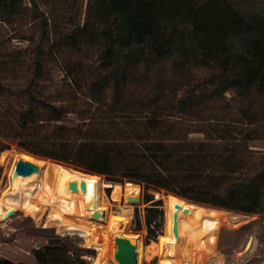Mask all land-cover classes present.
Here are the masks:
<instances>
[{"label": "trees", "instance_id": "1", "mask_svg": "<svg viewBox=\"0 0 264 264\" xmlns=\"http://www.w3.org/2000/svg\"><path fill=\"white\" fill-rule=\"evenodd\" d=\"M23 3L0 0V19L10 22L22 15ZM64 41L74 51L83 42L99 47L84 92L93 103L109 99L111 112L123 113L125 125L56 124L47 130L68 111L37 92L44 71L37 48L24 87L0 84V97L21 98L24 104L18 110L0 108V154L16 142L34 156L69 163L96 178L103 175L113 183V200L119 184L138 183L146 204V242L161 237L165 215L162 200L151 190L212 208L264 214V162L235 177L243 167L238 144L219 145L216 140L223 137L201 129L179 136L166 121L220 102L230 91L242 102V119L255 122V111L264 107V0H90L83 23L65 33ZM199 70L207 76L195 82ZM133 88L147 98L131 101ZM191 132L203 133L205 140L184 141ZM129 212L122 213L123 226ZM137 222L133 217L134 230L141 229ZM170 252L165 264H172ZM93 253L57 236L33 250L38 264H90L87 256Z\"/></svg>", "mask_w": 264, "mask_h": 264}, {"label": "rangeland", "instance_id": "2", "mask_svg": "<svg viewBox=\"0 0 264 264\" xmlns=\"http://www.w3.org/2000/svg\"><path fill=\"white\" fill-rule=\"evenodd\" d=\"M34 3L33 6L28 0H24L23 14L13 21L7 22L0 19V84L24 87L31 76L33 57L37 53V48H40L38 50H40L39 55L42 58L44 71L42 79L37 85V92L50 103L68 111L60 121L46 126L47 130L56 124L82 128H86L88 125L103 128L125 125L126 118L120 117L123 116V113L113 112V110L111 112L109 99L101 103H93L85 95L84 82L97 63L99 47L83 42L80 50L74 51L64 41L65 33L83 23L90 0H34ZM206 76V71L195 72V82L201 81ZM171 93L170 91L169 98L172 96ZM129 97L136 104L147 98L137 88H133ZM0 98L1 109L18 110L24 106L21 98L15 99L6 96ZM241 105L242 102L229 91L220 102L202 105L197 108L196 113L175 114L176 116H171L169 119L167 116L166 121L170 120L167 122L171 123L179 136L180 134L183 136L186 131L201 129L210 137L216 139L223 137L216 140L219 145L232 147L238 144L239 161L243 167L234 176L240 177L254 172L264 162V107L260 106L255 111V122L248 123L240 115ZM164 112L166 113V111ZM113 116L120 118L113 120ZM134 117L135 113L131 114V118ZM204 140L203 133L191 132L184 141L199 142ZM22 155H29L37 160L49 161L75 170L80 181L85 180L86 182V190L82 191L79 187V194L84 197H92L94 205L92 210L102 211L103 206L107 207L102 212L103 219L101 220H95L96 217L79 220L91 230L93 229L95 241L102 237L98 240L101 243L96 242L106 248V264H116L114 257L110 255L112 250L108 245L110 240H107L112 235L134 239L136 243L140 242L139 258H137L136 252L137 259L134 264H165V253L170 249H172L170 256L173 260L175 237L172 233V212L175 200L180 198L168 197L170 193L160 190L165 195L161 199L165 214L162 235L159 239L146 242L143 223V209L146 204L141 200V186L138 183L119 184V189L114 195L116 200H113L111 198L112 188L110 187V192L107 190L105 185L108 184H106L108 181L103 175L97 174L100 178H96L93 174L69 163L34 156L19 147L16 142H12L9 149L0 154V192L9 187V172L17 159H23ZM45 181L46 186L39 193L35 190L36 194L31 199V203L38 210L35 217L29 215L26 210L12 208L11 215L0 219V263L3 259H7L14 264H38L34 259L33 250L44 246L49 238L57 236L70 240L75 246L93 249V255L87 256L92 264L97 250L94 247L86 246L82 236L62 234L57 231L56 227L47 224L48 208L44 205L47 197L46 189L49 188V191L57 193L62 191V188H60L61 178L53 172L47 175ZM28 183L32 184L31 180ZM154 191L157 190L150 192L153 194ZM129 196L139 197L140 200L138 202L129 201L127 200ZM125 210L130 212L126 218L125 226H123L121 216ZM220 210L224 211L226 219L219 225L214 254L206 259L205 264H264V214H244L232 210ZM110 217L115 225V233L110 226ZM133 217L137 218L138 222L135 225H140L141 229L134 230ZM138 223L139 225H137ZM169 236H171L170 239H168ZM179 236L176 253H182L184 248L180 229ZM250 236L252 241H250L248 251L239 255L238 253L242 251ZM155 243L161 249L164 248L165 253L163 252L161 255L153 252L148 255L146 252L153 246L151 244Z\"/></svg>", "mask_w": 264, "mask_h": 264}, {"label": "bare ground", "instance_id": "3", "mask_svg": "<svg viewBox=\"0 0 264 264\" xmlns=\"http://www.w3.org/2000/svg\"><path fill=\"white\" fill-rule=\"evenodd\" d=\"M22 158L21 160L32 164V173L22 176L19 172L16 173L14 171L15 165L12 167L9 172V187L0 192V219L4 218V215L12 208L26 210L29 215L35 217L38 210L31 203L32 197L36 194L34 191L37 190V193L41 192L47 184L45 178L53 172L61 178L60 188H62V191L54 193L51 190L49 191V188L46 189L47 197L44 205L48 208L47 224L53 225L62 234H77L82 236L86 246L94 247L97 250L92 264H106V248L98 241L102 237L98 239L100 235L96 236V239H98L96 241L100 243L96 242L93 236V229L91 230L80 221L81 219L85 220L91 217H96L95 220L103 219L102 212L107 207L103 206L102 211L92 210L94 206L92 197H84L79 194V187L82 191L86 190V182L85 180L80 181L75 170L49 161L37 160L29 155H22ZM30 180L32 184L28 183ZM70 183L75 184L76 188L74 190L70 189ZM111 186V183L105 185L106 188H110ZM175 203H178L180 207L178 209L174 208L172 212V214H176L177 225L176 234L172 232L175 237V253L173 254L172 264H205L206 259L214 254L216 234L219 225L226 219V215L220 209L205 207L180 199H176ZM110 226L115 233L112 217H110ZM179 229L182 234L184 247L182 253H176V246L180 237ZM117 237L121 236L112 235L107 240H110L108 245L110 249L112 248L110 255L114 257L116 264H120L115 257L117 249L115 239ZM129 241L131 245L135 246L137 258H139L140 242L137 241L136 243L134 239H129ZM151 245H149L151 249L149 248L146 252L148 255L153 254V252L161 255L163 252L165 253L164 248L161 249L158 244Z\"/></svg>", "mask_w": 264, "mask_h": 264}, {"label": "water", "instance_id": "4", "mask_svg": "<svg viewBox=\"0 0 264 264\" xmlns=\"http://www.w3.org/2000/svg\"><path fill=\"white\" fill-rule=\"evenodd\" d=\"M33 167L32 164L27 162V161H23L21 159H17L15 162V167H14V171L16 173H20L22 176H27L29 174L32 173ZM111 183V182H110ZM113 184V183H111ZM70 189L74 190L76 188L74 183H70ZM173 195V194H172ZM153 196L155 199H163V196H165L164 194H162L160 192V190L154 191ZM127 200L129 201H136L138 202L140 200L139 197H134V196H129L127 197ZM180 207V205L178 203L174 204V208L178 209ZM185 210V209H183ZM13 213V210H9L5 215L4 218L8 217L9 215H11ZM96 216V214H95ZM173 225H172V232L174 234H176V214L173 213ZM250 241H252V237L250 236L247 241L245 242L243 249L240 253H238L239 255H242L244 252L248 251V246L250 244ZM115 243L117 245V249H116V253H115V257L118 260V262L120 264H134L136 262V249L134 245L130 244V241L128 238H123V237H117L115 239ZM0 264H14L10 261H8L7 259H3L1 261Z\"/></svg>", "mask_w": 264, "mask_h": 264}]
</instances>
